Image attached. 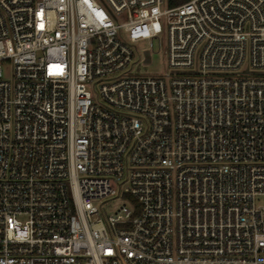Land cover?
Masks as SVG:
<instances>
[{
	"label": "built area",
	"instance_id": "1",
	"mask_svg": "<svg viewBox=\"0 0 264 264\" xmlns=\"http://www.w3.org/2000/svg\"><path fill=\"white\" fill-rule=\"evenodd\" d=\"M0 264H264V0H0Z\"/></svg>",
	"mask_w": 264,
	"mask_h": 264
},
{
	"label": "rangeland",
	"instance_id": "2",
	"mask_svg": "<svg viewBox=\"0 0 264 264\" xmlns=\"http://www.w3.org/2000/svg\"><path fill=\"white\" fill-rule=\"evenodd\" d=\"M138 57L137 61L139 62L138 70L140 74H149V75H160L163 74L167 69V61L163 55V52L158 50V48L150 55H147L146 52V44L145 42H140L138 44ZM9 69L6 67L5 74L6 76L9 74ZM249 69L248 64H245L239 73H243ZM124 204L122 200H112L107 202L104 205V211L106 215H114L117 210Z\"/></svg>",
	"mask_w": 264,
	"mask_h": 264
},
{
	"label": "trees",
	"instance_id": "3",
	"mask_svg": "<svg viewBox=\"0 0 264 264\" xmlns=\"http://www.w3.org/2000/svg\"><path fill=\"white\" fill-rule=\"evenodd\" d=\"M186 1H188V0H169V5L174 7V6H177L179 4L184 3Z\"/></svg>",
	"mask_w": 264,
	"mask_h": 264
}]
</instances>
